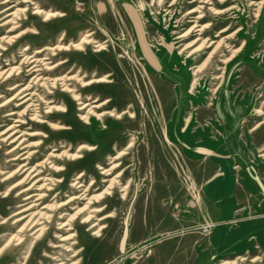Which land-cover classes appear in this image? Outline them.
<instances>
[{
	"label": "rangeland",
	"instance_id": "obj_1",
	"mask_svg": "<svg viewBox=\"0 0 264 264\" xmlns=\"http://www.w3.org/2000/svg\"><path fill=\"white\" fill-rule=\"evenodd\" d=\"M248 1L211 0L205 3L200 0H33L44 10L64 13L63 17L47 21H42L40 16L31 15L32 5H17L13 0L0 5V11L8 5L25 10V16L21 14L17 19L20 27L12 34L25 32L16 42L3 43L8 52L0 56V67L11 61V65L17 66L25 46L29 48L27 54H32L39 47L58 44L62 33L63 43L66 45L78 42L86 30H91L95 39L100 42L110 39L107 44L109 50L115 47L117 54L123 55L126 52L135 59L140 66L131 61L129 66L132 71L137 69L139 72L144 89L143 106L137 104L133 117L123 116L117 123L106 119V130L94 131L84 125L77 118L79 111H76L74 102L68 95L58 92L49 96L53 100L52 105L57 107L49 116L53 117V122H60L67 130L53 134L45 125L31 124L29 117L25 115L24 118L32 126L17 127L16 130L20 132L14 135L17 137L24 134L22 145L18 146L16 142L9 146V142L4 143L0 139V181L3 177L1 172H11L25 163L10 160L25 151L20 148L27 144L32 146L30 151L36 152L35 158L28 161L29 167L48 158L53 149L56 150L55 154L64 150L73 154L79 144H89L94 148L92 151H82V158L78 162H72L64 156L55 163L52 158L48 160L55 165L64 166L66 170L63 173H55L48 164L38 167L40 177H46L48 180L45 183L52 185L51 188H54L57 179H63L64 182L62 187L54 188V191L44 189L46 197L37 201L36 210L54 202H64L67 196L73 195L74 190L69 183L79 172H87V176L81 180L84 186L82 190L91 179L96 182L93 189L86 193L87 197L102 192L107 184L100 182L102 175L97 166L107 169L118 164L113 168V175L121 173L119 184L122 188L128 185L123 193L117 192L115 200L109 201L105 196L106 199L92 201L89 205L90 209L105 207L102 211L94 212L91 219V224L105 226L101 236H90L88 227L80 225V218L90 211L84 210L71 222L73 230L68 231L74 233L81 226L77 230L79 242L70 246L71 241H68L65 247L69 248L64 250L61 247L64 242L58 241L56 235L67 233L54 229L48 232V237L42 234L34 241L32 238L35 229L28 227L19 233L22 238L19 244L16 245V241L11 240L5 245L12 235L18 233L22 224L14 222L16 217H9L16 211L15 206L33 203L36 196L22 202L23 196L18 198L14 192L10 196V204H5L2 192L22 177L14 176L0 182V249L3 248L0 264H56V258L63 259L66 264H264V240L253 238L251 248L240 243L223 242V246H219L210 242L215 225L209 220L202 195V192L210 191L205 185H200L209 176L203 170L206 160L202 158V154L207 150H204L203 145H209L216 128L223 130V139L228 133L225 143L235 153L241 165L244 164V159L239 154L245 145L249 156V175L259 177L254 171L258 164L255 160H260L259 164L264 165V4L260 15L255 17L257 7L250 5ZM253 1L257 4L261 0ZM211 7L224 13L213 14ZM191 10L195 12L187 14ZM11 11L0 15V24L8 18L5 16ZM197 16H202L197 25L207 26L202 35L194 31L179 37L193 25ZM10 26L0 27V36L6 34ZM28 29L35 30L37 35H30ZM223 29L226 31L219 33ZM197 38L207 39V43L191 55L190 52L202 41L181 52L187 43ZM221 39L230 48L225 50L222 46L208 58L215 46L209 47V40L218 42ZM236 49L238 50L232 55V51ZM146 50L150 55L146 54ZM227 58L230 59L224 63L222 60ZM63 59L68 62L59 73L66 74L73 69L74 74L83 66L91 67L95 63H102L106 57L102 55L87 59L78 52L69 50L62 52L59 60ZM199 67V71L195 72ZM141 68L145 69V74L141 72ZM166 71L173 73L179 80ZM223 71V78H216ZM194 73L198 84L191 89ZM31 76L18 82L25 85ZM15 81V76L7 83L0 79V104L14 93L7 89ZM69 87L78 92L81 90L75 82ZM136 88L133 87L132 92ZM35 89L39 94L48 95L41 88L33 87ZM155 90L161 92L157 97H154ZM96 92L94 89L89 93L96 96ZM40 105L42 108L43 104ZM14 106L13 103L4 110L0 109V131L18 124L14 122L16 115L5 116L8 112L17 110ZM173 114L177 125L170 135L169 121ZM189 117L190 123L182 131L185 127L184 119ZM129 122L134 126L127 128L129 133H126L124 125ZM119 125L120 131L116 127ZM35 131L42 135L28 136L29 132ZM132 138L134 139L130 144ZM17 146L18 149L7 154ZM236 169L237 167L233 168ZM231 176L229 166L225 165L224 180L230 181ZM35 179L36 177L25 187ZM229 187L228 183L226 188ZM219 191L217 188L211 195L216 197L220 194ZM29 193L36 195L38 191L32 189ZM79 193L82 192L77 194ZM121 194H124L123 200L120 199ZM85 203L86 200H82L73 203V206L64 207L61 212L67 215L58 222L66 221L68 216ZM260 203L261 198H255L244 217L227 223L224 227H238L262 216L264 219V212L259 209L256 211ZM200 204L204 206L203 209ZM47 213L54 216L55 210H47ZM104 216V219L98 221ZM3 219L6 220L5 223H1ZM53 246L57 247L52 248ZM79 248L85 250L72 257L73 252Z\"/></svg>",
	"mask_w": 264,
	"mask_h": 264
},
{
	"label": "bare ground",
	"instance_id": "obj_2",
	"mask_svg": "<svg viewBox=\"0 0 264 264\" xmlns=\"http://www.w3.org/2000/svg\"><path fill=\"white\" fill-rule=\"evenodd\" d=\"M10 1L12 0H0V5L8 3ZM13 1H15L17 5L19 3L32 5L33 7L31 10L32 11L31 15L35 17L40 16L42 18V21H47L50 18H56V17L60 18L64 16V13H61L59 11H53L52 9H51L52 11L48 9L47 10L42 9L39 3L33 2V0H13ZM43 1H48V0H43ZM200 1L201 2L205 1V3H207L211 0H200ZM220 1L227 2V0H220ZM248 2L250 3V5H254L257 7V9L255 10V17H258L262 11L264 0L259 1L257 4H255L253 0H249ZM16 7L17 6L15 5H8L0 11V15H1L3 13L12 10L10 13H7V15L5 16L8 18L0 24V27L11 25L6 31V34L0 36V50L3 51L2 53H0L1 57L8 52V49L4 48L3 43L9 44L16 42V40L21 38L22 34L25 32V31H21L16 34H12L14 33L15 30H17L20 27V24L17 21L19 16L21 14L23 15V17L25 16L23 14L25 10H19L18 7L17 9ZM210 10L214 12L213 14H217V15H221L222 13H224V12H217V10L212 7ZM193 12H195V10H191L187 14H191ZM201 18L202 16H197L193 22V25L184 34H182L179 37H184L185 35L194 31L195 32L198 31V35H202L204 29H206L207 26L197 25V23L200 22ZM225 31L226 29H223L220 30L219 33H224ZM28 33L32 36L37 35V32L33 29H28ZM93 34L94 33L91 30H86L84 34L80 36L81 38L79 39L78 42H69L68 44L65 45L63 43L64 38L62 33L58 40L59 41L58 44L54 46L45 45L39 47L35 49V51L32 54H27L29 48L28 46H25L23 47L24 54L22 55V59L17 66L11 65V63L13 62L11 61L8 63L6 62L3 67H0V79H2L3 83L12 81V77L14 76L16 79L14 84L10 85L7 89L8 92H14V93L9 98H5L3 102H1L0 109L4 110L10 104L14 103L15 104L14 107H16L18 110V111L16 110V111L8 112L5 115V116L16 115L17 118L14 122L18 124H16L15 126H7L4 130L0 131V139L2 142L4 143L9 142V146L13 145L16 142H18L19 144L18 146L22 145L24 143L23 142L24 140L22 139V135L24 134H21L17 137H14V135L20 132L16 130L17 127H22L25 125H29V126H32L31 124L45 125L48 129L53 131V134H60L63 130H67V128H65V126H63L60 122L58 123L53 122L52 121L53 117L49 116L50 113H52L57 109L55 105H52L53 100L52 98H49V96L55 95L58 92L64 93L70 97V99L74 102L76 111H79V113L77 114L78 120L81 121L84 125L89 126V128L93 129L94 131L106 130L107 127L104 122L106 119H109L110 122L117 123L119 120H121L123 116L132 118L133 114L135 113L137 104L140 107L143 106V102H144L143 82H141V78L140 76H138L139 72L136 71L137 69H135L134 71L131 70L132 68L130 69L129 62L131 61L133 63H136V65L139 64L135 61L134 58H132L126 52H124L123 55H120L117 54L115 47L109 50L107 44L110 39L104 42H100L95 39ZM199 41L202 42L190 52V55L198 51L199 47H202L207 43V39L202 40L200 38H197L192 42L187 43L181 49V52L187 51L190 47H193ZM209 43H210L209 47L214 44L215 46L208 55V58H210L211 55L214 54L216 50L218 51V49H220V47L222 46L225 47L224 48L225 50L230 48V46H228V43L222 41V39L219 40L218 42L209 40ZM69 50L76 51L80 56L87 59L94 56L100 57L102 55H105L106 60H103L102 63H98V64L95 63L94 66L91 67L89 65L83 66L80 69H78L77 72H75L74 74H72L73 69H70L66 74H60L59 72L61 71L62 66L65 65L68 61L66 59L59 60V57L62 54V52H67ZM168 50H170L169 47ZM237 50L238 49L232 51V55ZM146 54L150 55L149 51L146 50ZM47 55H50V58H47ZM229 59L230 58H227L226 60H222V61L226 63ZM54 60L56 61L55 63L52 62ZM199 69L200 67L197 68L195 72H198ZM141 72L145 74L146 71L144 68H141ZM166 73H169L175 78H177L171 72L166 71ZM133 74L135 75L134 77L132 76ZM29 76H31V78L27 84L23 85L20 82H18V81H23L24 77H29ZM193 76L194 78L190 84L191 89H193L198 84V79L196 78L195 73L193 74ZM223 76H224V71L222 75L216 78L220 79L223 78ZM72 82H75L79 85V87L81 88L79 92L75 88L69 87V85H71ZM33 87H38L43 89L44 92H46L48 95L45 94L42 95L37 93L38 90L37 89L33 90ZM133 87L135 88L137 87L135 89V92H132ZM94 89L97 90L96 96L89 93ZM160 94L161 92L155 90L154 97L155 96L157 97ZM40 104H43L42 108ZM25 115L29 117L28 119L31 122V124H29L26 121V118H24ZM189 123H190V117L184 119L185 127L182 128V131L185 130L186 126H188ZM176 125H177V121L174 119V114H173L169 121L170 135L171 132H173V129L175 130ZM132 126H134L132 122L126 123L124 125L123 130L126 133H129V130H127V128ZM257 126L254 127V129L257 128ZM116 127L118 128L117 130L120 131L121 125ZM38 135H42V133L39 131H35V132H29L28 134V136H38ZM130 135L132 136V133ZM118 139H120V137H118ZM133 139L134 138L131 139L130 144H132ZM18 146L13 147L7 154L9 155L10 153L14 152L16 149H18ZM31 147L32 146L30 144L23 146L22 148H20V150H25V151H22L16 157L10 160V161L20 160L21 162L25 161V163L20 164L16 169H14L11 172L8 173L1 172V175H3V177H1L2 180L0 182H5L14 176L22 177L19 180L15 181L14 183L10 184L6 188V190L2 192V198L5 204L9 203L10 196L14 192H16V197L18 198L23 196L21 200L22 202L29 201L34 196H36L33 203L18 204L15 206L16 211L11 213L9 217L10 218L16 217L14 222L22 223V224L20 228H18L19 230L17 229L18 233L12 235L5 245L9 244L11 240H15L16 245L19 244L22 240L19 233L28 227H30L31 229H35L33 233L34 237L32 238L34 241L38 240L40 236H42V234H45V236H47L48 232H50L52 229L56 231L66 232L67 233L66 235H58V234L56 235L57 239H59L58 241H60L61 243L64 242V244L61 245V247L64 250H67L69 248V246L65 247V244L68 241H71L70 246H75L78 244L79 240L77 237L79 232L77 230H79L83 226L88 227L87 231L90 233V236H93L95 238L100 237L102 230L105 228V226H100L97 223L91 224V219L93 218L94 212L102 211L105 207H100V208L95 207L93 209H90L89 205L92 203V201L106 199L104 198L105 196H107L109 201H113L117 196V192L123 193L127 189L128 185L122 188L121 184H119L121 173H117L113 175L114 173L113 168L116 167L118 164L112 165L110 168L107 169L104 167L97 166L100 175H102V177L100 178V182L103 184H107L106 187L102 190V192L100 193L98 192L96 195L87 197L88 194L86 193H88L90 190L93 189L96 182L93 179H91L88 182V185L84 188V190H82V187L84 186L81 180L87 176V172H79L78 174H76V176L74 175L75 178H73L69 183L70 188L74 190L73 195L67 196L68 198L64 202H60V203L54 202L53 204L42 206L40 210H36V208L38 207L37 201L46 197L45 193H43L44 189L54 191V188L56 189L62 187L61 184L64 182L63 179H57L56 185H54V188L53 187L51 188L52 185L49 186L48 184L45 183L48 179L46 177H40L41 171L38 169V167L42 168L43 164H48L49 168H51L55 173H63L66 170L64 166L54 164L55 161L57 162V159H60L62 156H64L72 162H78V160L82 158L81 155L82 151L88 152V151H92L94 148L91 147V145L89 144H79L77 146L76 152L73 154H69L67 150L62 151L59 154L58 153L55 154L54 152L56 150L53 149L52 152L49 153L48 158L44 159L40 163H36L35 166L29 167L30 163L28 161L30 159L35 158L36 155V152L30 151ZM51 158L53 159L54 163L48 162V160ZM35 177L36 179L31 184L25 187V185ZM220 177L221 178L223 177L222 170L216 173L213 179H217ZM213 179L208 181V183H210ZM205 188L208 189L209 191L210 188H214L215 190H213V192H215L217 189L216 187L210 185L205 186ZM32 189H35L36 191H38V193L36 195H33V193H29L30 191H32ZM80 191L82 193L77 194ZM55 197L56 196L54 195L53 198ZM120 199L121 200L124 199V194H121ZM82 200H86V203L82 208H79L78 210H76L74 214L68 216V219L66 221L58 222L67 215L64 212H61L64 207L68 205H72L73 203ZM200 208L203 209L204 206L200 204ZM88 209H90L88 214L80 218L79 223L82 227L81 226L80 228L78 227V229H76V232L74 233L68 232L73 230L71 222L74 220V218L82 211ZM42 210H46V211H42ZM47 210L50 211L55 210L54 216L48 214ZM105 217L106 216H104L103 218L99 217L100 219L98 221H101ZM41 220H44V222H46L47 225L44 224V222H41ZM5 221L6 220L3 219L1 223H5ZM56 247L57 246H53L52 248H56ZM2 249L3 248L0 249V253L2 252ZM81 250L84 251L85 249L79 248L78 250L74 251L71 256L72 257L76 256V254ZM55 262L56 264H66V262H63V259L58 260L56 258Z\"/></svg>",
	"mask_w": 264,
	"mask_h": 264
},
{
	"label": "crops",
	"instance_id": "obj_3",
	"mask_svg": "<svg viewBox=\"0 0 264 264\" xmlns=\"http://www.w3.org/2000/svg\"><path fill=\"white\" fill-rule=\"evenodd\" d=\"M222 131L223 130L216 128V133L213 134V139L209 141V145H206V143L203 145L204 150L207 149L206 153L202 154V158L206 160L203 170L205 175L209 173V176H206V178L201 181L200 185H210L220 189V194L216 197L211 195L213 190H215L214 188H210L209 193L202 192L209 220L215 225L209 240L212 244H217L219 246H223V242H233L251 248V246H253L251 242L253 238L256 237L255 239L258 241L264 240L263 216L253 221L244 222L238 227L226 228L224 226L227 225V223L244 217L246 210L251 208V202L257 197L261 198L262 203H260V206L256 207V211L259 209L264 212V165L259 164V162L261 163L260 160L259 162L255 160L258 164L256 163L257 165L255 167L254 163V171L260 178H256L254 173V178L252 174L249 175L247 172V168L249 167L247 158H249V156L247 153L248 151L244 148L245 145L241 148L239 154L242 155L241 158L243 157L244 159V164L241 165L239 159L235 157V153L231 152L225 143L228 133L223 139ZM235 138L237 139L236 136ZM237 140L244 144L243 141ZM225 165H228L231 170V180H224V177L213 179L219 170H224ZM234 167H237V169L233 170ZM211 179L213 180L208 183ZM228 183L230 187L226 188ZM211 238L214 240L212 241Z\"/></svg>",
	"mask_w": 264,
	"mask_h": 264
}]
</instances>
